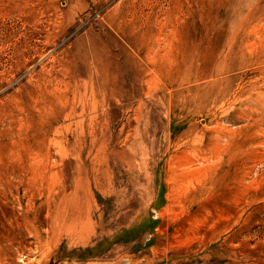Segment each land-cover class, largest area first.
<instances>
[{
  "label": "rangeland",
  "instance_id": "obj_1",
  "mask_svg": "<svg viewBox=\"0 0 264 264\" xmlns=\"http://www.w3.org/2000/svg\"><path fill=\"white\" fill-rule=\"evenodd\" d=\"M0 264H264V0H0Z\"/></svg>",
  "mask_w": 264,
  "mask_h": 264
},
{
  "label": "bare ground",
  "instance_id": "obj_2",
  "mask_svg": "<svg viewBox=\"0 0 264 264\" xmlns=\"http://www.w3.org/2000/svg\"><path fill=\"white\" fill-rule=\"evenodd\" d=\"M149 14V13H148ZM147 19H148V22H149V18L147 17ZM154 23V22H153ZM156 23V22H155ZM215 26V25H214Z\"/></svg>",
  "mask_w": 264,
  "mask_h": 264
}]
</instances>
